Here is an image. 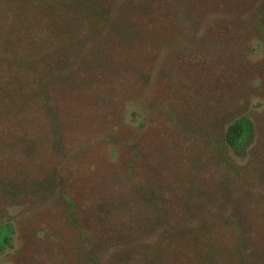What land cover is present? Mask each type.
Instances as JSON below:
<instances>
[{"label": "trees", "instance_id": "16d2710c", "mask_svg": "<svg viewBox=\"0 0 264 264\" xmlns=\"http://www.w3.org/2000/svg\"><path fill=\"white\" fill-rule=\"evenodd\" d=\"M200 3L210 7L206 0H185V5L184 0H0V192L18 193L5 167L13 162V154L46 149L60 153L63 139L70 136L66 124L106 104L108 95L102 96L110 88L95 81L118 80L120 71L126 77L137 65L139 48H146L154 37L166 39L172 33L176 39L183 34L178 25L187 23L186 33L210 41L230 42L248 35L229 22L237 35L225 22L197 28L199 16L206 12L196 9ZM98 36L109 46L95 51L99 67L89 68L81 56H93L88 44ZM111 43L126 48L116 46L120 54L112 58ZM252 132L244 117L228 123L215 148L222 156L220 164L232 163L230 150L248 148ZM206 136L210 158L216 152L212 137L207 132ZM136 147L134 161L124 162L130 177L122 188H115L109 205L97 200L84 212L79 193H62L65 219L75 228L74 264H264V215L254 214L264 213V207L249 204L246 194L236 192L240 189L233 184V173L227 177L226 172L217 182L202 158L197 166L189 164L187 201L178 192L177 169L172 170L177 163L170 166L169 159L158 161L154 151L149 149L147 157L144 146ZM138 156L139 181L131 167ZM259 163L264 164V157ZM161 195L168 198L159 201ZM138 197L139 210L130 207L124 222L110 218L108 210L126 211ZM154 224L164 227L158 239L139 242L137 233ZM13 233L10 224L0 223V250L12 246Z\"/></svg>", "mask_w": 264, "mask_h": 264}, {"label": "rangeland", "instance_id": "374dc122", "mask_svg": "<svg viewBox=\"0 0 264 264\" xmlns=\"http://www.w3.org/2000/svg\"><path fill=\"white\" fill-rule=\"evenodd\" d=\"M207 1L210 7L202 3L196 7L206 10L205 17L199 16L197 28L225 22L227 30L246 29L248 35L230 42L210 41L186 33L187 23L178 25L183 34L176 39L172 33L166 39L154 37L143 48L147 50L139 48V55L134 57L137 65L130 67L126 77L120 71L118 80L106 77L95 81L110 88L102 96L108 95L106 104L93 106L79 120L66 124V135L69 132L70 136L63 139L60 153L28 151L13 154L12 163L7 161L5 167H9L10 180L17 184L18 193L0 192V223H8L14 230L12 246L0 250V264H74L75 228L65 219L62 193H79L84 212L97 200L109 205L115 188L127 183L130 175L124 162L134 161L132 148L139 145L145 147L142 149L147 157L150 149L158 161L167 158L170 166L173 161L177 163L172 170L177 169L175 180L180 183L177 188L184 200L191 197L187 167L197 166L202 158L208 174L217 182L222 176L226 178V172L227 177L233 173L237 177L233 184L240 189L236 192L246 194L249 204L264 207V164L259 163L264 157V0ZM104 42L100 36L92 39L88 47L93 56L82 54L89 68L99 67L95 51L107 49L109 45ZM110 45L112 58L120 54L117 47L126 48L125 44ZM67 105L64 110L70 120ZM238 117L251 123V141L248 148L227 153L233 166L222 165V156L215 148L227 124ZM206 132L213 140L212 152H216L210 158ZM138 161L139 156L131 167L139 181ZM143 171L146 173V168ZM159 197V201L168 198ZM130 207L139 210V197L126 206V211L108 210V214L115 223L124 222ZM163 230L155 224L147 231L140 230L139 242H155Z\"/></svg>", "mask_w": 264, "mask_h": 264}]
</instances>
